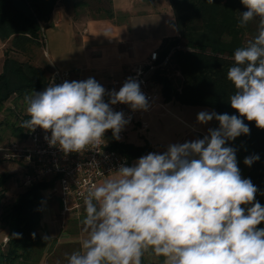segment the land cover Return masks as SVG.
I'll return each mask as SVG.
<instances>
[{
  "label": "clouds",
  "instance_id": "clouds-1",
  "mask_svg": "<svg viewBox=\"0 0 264 264\" xmlns=\"http://www.w3.org/2000/svg\"><path fill=\"white\" fill-rule=\"evenodd\" d=\"M241 3L246 11L239 26L255 22L256 29L235 49L227 71L235 89L229 103L239 115L201 111L199 124L215 119L219 127L141 156L132 166L122 163L114 175L90 185L82 193L80 248L67 256V264H142L145 253L162 257L163 264H264L259 189L242 177L236 149L226 146L250 134L245 119L264 130V0ZM25 102L30 119L20 127L50 132L45 140L65 155L98 149L109 130L120 139L130 121L112 105L126 104L132 111L150 107L132 77L119 91H106L94 78L66 80L25 96ZM259 159L253 154L243 162L250 167Z\"/></svg>",
  "mask_w": 264,
  "mask_h": 264
},
{
  "label": "trees",
  "instance_id": "trees-1",
  "mask_svg": "<svg viewBox=\"0 0 264 264\" xmlns=\"http://www.w3.org/2000/svg\"><path fill=\"white\" fill-rule=\"evenodd\" d=\"M58 2L71 18L80 7L87 8L95 18L114 17L112 0H0V40L10 41V49L3 53L0 71V111L12 96L25 101V96L45 90V70L11 57L10 52L28 54L39 45L42 30L51 26ZM167 2L173 11L178 35L164 37L156 49L160 63L157 70L161 68L163 73L155 72L153 78L161 86L163 100L209 107L218 114L239 115L229 103L235 89L227 80V71L234 63L235 49L244 46L255 34L256 23L239 26L240 15L246 11L241 0H213L211 4L208 0ZM171 70L178 74L169 76ZM27 119H30L27 114L22 116L23 121ZM244 122L250 134L237 137L246 147L244 158L258 154L260 159L250 167L245 166L241 175L258 187L256 200L264 205L261 194L264 193V130L258 129L254 122L246 119ZM12 130L18 138L25 137L28 131L20 125ZM229 145L235 144L228 141L226 146ZM112 147L129 160L151 149L148 144L113 143ZM10 177L8 173H0V206ZM45 186V183H36L25 188L5 209L0 207V222L7 228L8 236L7 248L1 257L3 264H39L48 242L38 232L43 202L41 190ZM17 233L21 234L18 239L14 237ZM69 249L76 250L73 245ZM142 264H145L143 257ZM156 264H163V258L157 257Z\"/></svg>",
  "mask_w": 264,
  "mask_h": 264
},
{
  "label": "crops",
  "instance_id": "crops-1",
  "mask_svg": "<svg viewBox=\"0 0 264 264\" xmlns=\"http://www.w3.org/2000/svg\"><path fill=\"white\" fill-rule=\"evenodd\" d=\"M163 4L167 6L165 7L161 4L162 15L159 16L160 11L155 10L154 5H151L148 0H112L114 17L115 14L121 13L128 16V19L113 23L112 19L114 17L112 19L91 17L82 22V30L78 28L79 26H76L77 23L70 20L63 7L62 9L55 7L51 17V26L66 22L70 26L73 25L71 32L77 27L83 35L82 43L85 44L86 49L89 48L92 51L90 53L93 58H96V61L88 65L90 67L82 65V67L78 66L72 69H60L67 70L73 76L85 80L94 78L100 84L121 78L133 66L145 62L149 58L150 52L159 47L164 37L178 35L176 26L173 24L174 14L172 8L167 0ZM166 24L169 25V28L166 27ZM3 53L4 42L0 40V71L3 64ZM161 100H163V97ZM171 103L172 101H160L149 113L139 114L138 120L145 122L148 126L147 129L144 131L135 129L129 132L124 143L135 146L148 144L151 149L142 155L131 158L127 166H132L141 156L150 152L163 153L166 150L163 145L149 138H145L143 142L134 143V141L130 140V135L138 136L147 132L148 135L152 134L154 136L155 133L149 131L153 124L152 114L154 117H161L165 111L169 112L168 106ZM83 213L84 209L82 210ZM58 220L55 206L52 203H44L41 206V220L38 232L40 235L47 237L48 242L39 264H67V256L72 253L69 247L73 245L76 250L80 248L79 241L82 231H70L69 229L59 228ZM80 224H82V221ZM7 240V228L2 225L0 226V264H3L1 257L7 248Z\"/></svg>",
  "mask_w": 264,
  "mask_h": 264
},
{
  "label": "built area",
  "instance_id": "built-area-1",
  "mask_svg": "<svg viewBox=\"0 0 264 264\" xmlns=\"http://www.w3.org/2000/svg\"><path fill=\"white\" fill-rule=\"evenodd\" d=\"M158 52L153 50L149 58L131 70L125 72L119 79L101 84L106 91H119L123 83L132 77L140 84V89L149 101L147 111H132L126 104L112 105L114 111H122L129 123L120 133V139L112 136L111 130L105 133V142L98 148L83 153H69L65 155L58 147L50 146L45 132L37 127L35 131H27L22 143H12L9 147L1 148L4 160L17 161L23 166L21 185L28 188L36 183H45L41 190L43 202L52 203L56 209V216L60 222L77 218L84 209L82 193L92 184H99L122 164L128 165L129 159L112 147L113 143H124L129 132L138 129L144 131L147 124L138 120L139 114L149 113L162 99L157 91V83L153 75L158 69ZM83 81L85 79L73 76L71 72L53 67L46 79V87L62 84L64 81ZM105 102L109 97L105 95Z\"/></svg>",
  "mask_w": 264,
  "mask_h": 264
},
{
  "label": "rangeland",
  "instance_id": "rangeland-1",
  "mask_svg": "<svg viewBox=\"0 0 264 264\" xmlns=\"http://www.w3.org/2000/svg\"><path fill=\"white\" fill-rule=\"evenodd\" d=\"M165 1L166 0H148L151 5H154L155 10L160 11L159 16L162 15L160 10L162 9L161 4L165 7L167 6L163 4ZM56 5L57 6L55 7H59V9H62L63 7L59 2ZM92 15V12H90L87 8L80 7L76 10L74 18H71L69 15L68 16L70 20L77 23L76 26H79L78 28L82 30V22L93 17ZM126 19H128V16L117 13L112 20L114 23L116 21H124ZM50 22L52 23V19ZM72 26L73 25L70 26L68 23L64 22L63 24H59L57 26H50L47 29L44 28V30H42L43 36H41L39 45L33 47L30 53L23 54L11 51L10 56L22 62L29 61L35 66L43 68L46 76H48L54 66L59 69H72L78 66L82 67V65H91L94 61H96V58H93V55L90 53L92 51H90L89 48L86 49L85 44L82 43L83 35L81 31H79V29L75 26V32H71ZM166 27L169 28V25L166 24ZM6 49H10L9 40L4 41V50ZM158 72H160V74L163 73L161 68L156 70V73ZM176 74H178L176 71L174 72L171 70L169 76L175 77ZM157 91L161 94L160 85L157 86ZM26 108V102L22 98H16L14 96L9 98V100H7L2 106L0 111V149L9 147L12 143H22L24 140L25 137L18 138L17 134L13 133L12 128L22 124V116L27 114ZM168 109L169 112L165 111L161 117H154L152 114L151 119L153 120V124L151 125L149 131H153L155 133L154 136H152V134L148 135L147 132L138 136L131 134L130 140L134 141V143H140L143 142L145 138H149L157 141L163 145L164 149H167V146L172 143H183L203 138L204 135L207 134L208 129H216L219 126L218 121L215 119L207 124H199L197 122V114L199 112L214 111L209 107L186 106L172 101V103L168 106ZM232 142L235 145L229 146L236 149L238 167L240 168L242 174L246 166L243 162L245 159L244 151H246V147L237 138ZM2 154L3 152L0 150V173H8L11 177L6 182L4 187L5 191L1 199V210L5 209L13 201L16 194L25 189L21 185V176L23 173L22 164L17 161L4 160ZM83 214L81 212L77 218L66 220L65 223L60 222L57 217L60 226L59 228L64 230L69 229L70 231H82L83 225L80 224V222L84 217ZM2 225L3 224L0 222V226ZM143 260L145 264L157 263V257L151 253H145Z\"/></svg>",
  "mask_w": 264,
  "mask_h": 264
}]
</instances>
